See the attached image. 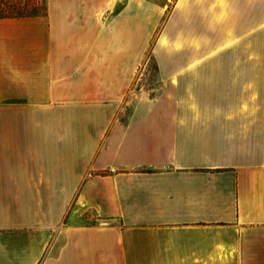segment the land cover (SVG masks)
Wrapping results in <instances>:
<instances>
[{"label":"crops","instance_id":"0c3cea01","mask_svg":"<svg viewBox=\"0 0 264 264\" xmlns=\"http://www.w3.org/2000/svg\"><path fill=\"white\" fill-rule=\"evenodd\" d=\"M250 231L264 0H47L0 18V264H264Z\"/></svg>","mask_w":264,"mask_h":264},{"label":"trees","instance_id":"16d2710c","mask_svg":"<svg viewBox=\"0 0 264 264\" xmlns=\"http://www.w3.org/2000/svg\"><path fill=\"white\" fill-rule=\"evenodd\" d=\"M46 10L47 0H0V18L35 16Z\"/></svg>","mask_w":264,"mask_h":264},{"label":"rangeland","instance_id":"374dc122","mask_svg":"<svg viewBox=\"0 0 264 264\" xmlns=\"http://www.w3.org/2000/svg\"><path fill=\"white\" fill-rule=\"evenodd\" d=\"M160 1V0H158ZM147 70H148V79L150 80L149 83L153 87H156L158 85V77L156 75V64L154 61L150 60L147 65ZM130 105L125 109L124 114L126 115L130 111ZM245 235L247 236L248 239V244L250 245V249H254L255 245L257 244H264V233H257V232H246ZM251 254H256V253H250Z\"/></svg>","mask_w":264,"mask_h":264}]
</instances>
